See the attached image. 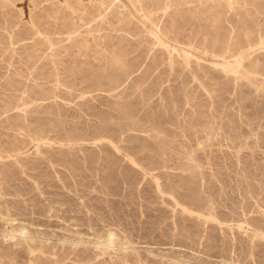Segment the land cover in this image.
<instances>
[{
  "label": "rangeland",
  "instance_id": "rangeland-1",
  "mask_svg": "<svg viewBox=\"0 0 264 264\" xmlns=\"http://www.w3.org/2000/svg\"><path fill=\"white\" fill-rule=\"evenodd\" d=\"M0 264H264V0H0Z\"/></svg>",
  "mask_w": 264,
  "mask_h": 264
}]
</instances>
